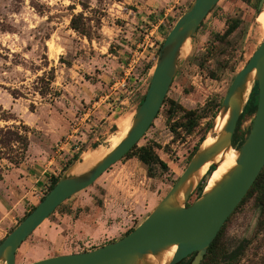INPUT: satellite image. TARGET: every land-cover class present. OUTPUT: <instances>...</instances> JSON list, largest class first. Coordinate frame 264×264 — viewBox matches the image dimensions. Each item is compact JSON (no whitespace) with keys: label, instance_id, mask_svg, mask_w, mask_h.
<instances>
[{"label":"rangeland","instance_id":"1","mask_svg":"<svg viewBox=\"0 0 264 264\" xmlns=\"http://www.w3.org/2000/svg\"><path fill=\"white\" fill-rule=\"evenodd\" d=\"M192 1L0 0V128L16 127L12 133L28 140L23 150L0 134V241L42 200L44 166L34 164L42 157L38 149L107 153L115 138L123 137L161 43ZM258 3L219 0L187 42L161 109L136 144V149L151 148L166 168L155 164L148 171L136 149L125 155L56 209L18 249L16 264L99 248L122 238L154 209L200 139L217 134L210 128L218 105L264 38L255 22ZM79 15L90 41L70 27ZM232 21L238 27L223 37ZM256 92L250 82L245 106ZM187 112L196 122L191 131ZM252 120L243 110L232 148L246 138ZM73 157L57 177L74 163L78 171L88 167L83 158L68 166ZM207 177L206 171L188 204L203 192ZM256 197V192L244 197L219 231L222 254L238 253L243 246L242 253L215 264H264V204L257 205Z\"/></svg>","mask_w":264,"mask_h":264},{"label":"water","instance_id":"2","mask_svg":"<svg viewBox=\"0 0 264 264\" xmlns=\"http://www.w3.org/2000/svg\"><path fill=\"white\" fill-rule=\"evenodd\" d=\"M218 2L193 0L179 16L158 50L147 90L134 111L126 135L84 171H78L74 163L59 177L34 210L0 241V264H16L18 249L59 206L95 183L140 141L161 109L180 67L184 46ZM263 3L264 0H259L256 15ZM250 82H254L257 89L256 110L246 138L235 149V165L188 205L202 177V168L208 163L215 167L216 158L232 149ZM225 116L226 123L215 135V141L207 147L200 144L168 193L130 233L91 251L49 257L29 264H179L191 255L189 264H200L264 167V38L232 80L219 109L218 117ZM216 118L211 131L215 130ZM172 247H176L172 257L162 263L163 254Z\"/></svg>","mask_w":264,"mask_h":264},{"label":"trees","instance_id":"3","mask_svg":"<svg viewBox=\"0 0 264 264\" xmlns=\"http://www.w3.org/2000/svg\"><path fill=\"white\" fill-rule=\"evenodd\" d=\"M263 11V10H262ZM260 11V13L262 12ZM259 13V14H260ZM79 16H73L71 21H70V27L71 29H73L75 32H77L78 34L82 35L83 37H85L86 39H88L89 41L91 40L90 37V33L87 31L86 27L84 26V24L79 23ZM238 27V22L237 21H232L229 25H227L226 30L223 33V37H227L229 35H231L235 29ZM162 45V43H161ZM160 45V47H161ZM159 47V48H160ZM151 69L150 67H147L146 70ZM147 90V89H146ZM145 94V93H144ZM144 94L140 97L138 104H140L143 100ZM256 104H257V95H255V100H250L249 103H247V105L244 107L243 110H247L249 112L250 115L254 116L255 110H256ZM221 103L218 105V107H220ZM172 110L174 111L175 106L174 104L171 105ZM170 107V110H171ZM174 107V108H173ZM193 112H187L185 113V116L188 118L187 120V126L186 128L191 131L193 126L195 125L196 122H194L193 120ZM171 116V113L169 115V118ZM242 116V114H241ZM241 116L237 122V127L239 125V121L241 119ZM236 127V129H237ZM16 127H3L0 128V134L3 135L4 137V142H9V141H14V142H19L22 145V149L26 150L27 146H28V140H27V136H20L18 135L17 132L12 133V129L14 130ZM236 131V130H235ZM205 139V138H204ZM203 138L200 139L198 145H196L191 153L190 159L191 157L194 155V153L197 151V149L199 148L200 144L203 142L204 140ZM235 142V137L233 136V146ZM243 142V141H242ZM241 142V143H242ZM241 143H239L237 145V148L241 145ZM136 149V145L126 154V156H128L129 154H132V152ZM136 157L137 159L143 163L147 168L148 171L151 169V167L155 164H158L162 169L166 168L165 163L159 161L158 157L154 154L153 150L149 147H140L138 149H136ZM85 151V149H80L79 153H77L76 155H74V157L72 158V161L68 163V166L71 165L72 162H74L79 156L80 154H82ZM189 159V160H190ZM213 167H211L210 170H212ZM59 177L53 178L49 187V191L53 188V186L55 185V183L58 181ZM253 192L257 193V197H256V201H257V205L263 206L264 204V167L261 170V172L259 173L257 179L255 180L254 184L252 185L251 189L248 191L246 196L251 195ZM202 193V192H201ZM201 193L198 194V197L201 195ZM245 196V197H246ZM197 197V198H198ZM43 199V198H42ZM243 202V200H242ZM241 202V203H242ZM240 203V204H241ZM190 205V203L188 204ZM35 207H33L28 213H26L23 218L19 221V223L30 213L34 210ZM134 228H131L130 230H128L124 235H127L128 233H130ZM218 238H219V233L217 234L216 238L213 240V242L210 244L202 262L200 264H215L216 262H218L219 260H223V261H230L231 259L235 258L236 256L240 255L242 253L243 250V246L242 249L235 253H233L232 255H227L225 256V254H222L221 250L219 249L217 242H218ZM193 258V255L187 257L186 259H184L183 261H181L179 264H189L191 262Z\"/></svg>","mask_w":264,"mask_h":264},{"label":"bare ground","instance_id":"4","mask_svg":"<svg viewBox=\"0 0 264 264\" xmlns=\"http://www.w3.org/2000/svg\"><path fill=\"white\" fill-rule=\"evenodd\" d=\"M259 13H258V15H256L255 22L259 26V29L264 33V11L261 12L260 14ZM187 49L188 48L185 45L183 50L186 51ZM247 92H248V90H247ZM247 92H246V94H247ZM245 97H246V95H245ZM226 119H227V116H225L223 118H220V117L216 118V121H215V131L216 132H220L222 130V128L224 127V125L226 123ZM127 130H128V127L124 130L123 137L126 135ZM123 137L115 138V140L113 141V145H112L111 149H113L122 140ZM214 141H215V136L209 135L202 142V147H207L210 144H212ZM104 155H105V153H103L101 150H98V149L94 150L92 152H88V153L84 154V156H83V165L89 166V165L95 163L96 161H98L99 159H101ZM235 159H236V150L234 148H232L225 155H221L218 158H216V160L213 163L216 166L213 167L212 170H210L212 167L211 166L212 164H209V163L206 164L202 168L200 175L203 176L206 173V171L208 174L206 185H205V190H209L214 185V183L216 181H218L231 167H233L235 165ZM175 249H176V247H172L168 252L163 254L162 263H164V261L166 259H169L172 257Z\"/></svg>","mask_w":264,"mask_h":264},{"label":"built area","instance_id":"5","mask_svg":"<svg viewBox=\"0 0 264 264\" xmlns=\"http://www.w3.org/2000/svg\"><path fill=\"white\" fill-rule=\"evenodd\" d=\"M62 147L60 149L55 150L54 156H59V154L61 152H63L64 149ZM79 151H80V149L77 147H75V149H70V152H71L70 156L73 157V155L79 153ZM54 159H55V157L50 158L48 163H47L46 171L49 174L48 175L49 177L46 179V181L39 188L40 189L39 190V199H42L46 195V193H48L52 179L56 178L59 175V173L61 172L62 168L64 167V164H61V163L55 164ZM61 161L63 162V160H61Z\"/></svg>","mask_w":264,"mask_h":264},{"label":"crops","instance_id":"6","mask_svg":"<svg viewBox=\"0 0 264 264\" xmlns=\"http://www.w3.org/2000/svg\"><path fill=\"white\" fill-rule=\"evenodd\" d=\"M55 150L56 149H38V151H39V153H40V155H42V157L40 158H38V161L39 162H37V163H34V164H37V165H39L40 167H43V169H42V171H41V174L42 175H44V178L43 179H45L44 180V182L46 181V179L49 177L48 175V173H47V171H46V166L45 165H47V163H48V161H49V159L51 158V157H55V159H54V162H55V164H59V163H61V164H63V162H65V160H68V159H70V149H64L63 150V153H62V155H61V153L59 154V156H54L55 155ZM68 158V159H67ZM61 160H63V162L61 161ZM41 169V168H40ZM39 169V170H40ZM42 177L43 176H41L40 178L42 179ZM43 182V183H44ZM143 221V220H142ZM141 221V222H142Z\"/></svg>","mask_w":264,"mask_h":264}]
</instances>
